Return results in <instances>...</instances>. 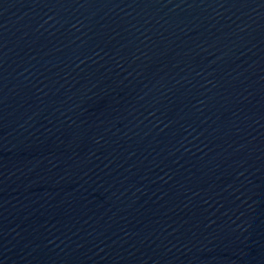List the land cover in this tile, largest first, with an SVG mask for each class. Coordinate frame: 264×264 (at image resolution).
<instances>
[{
	"label": "water",
	"instance_id": "water-1",
	"mask_svg": "<svg viewBox=\"0 0 264 264\" xmlns=\"http://www.w3.org/2000/svg\"><path fill=\"white\" fill-rule=\"evenodd\" d=\"M0 264H264V0H0Z\"/></svg>",
	"mask_w": 264,
	"mask_h": 264
}]
</instances>
